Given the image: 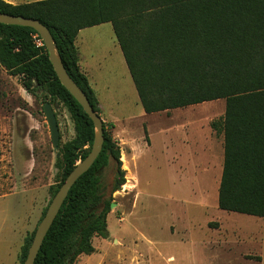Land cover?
Masks as SVG:
<instances>
[{
    "label": "trees",
    "instance_id": "16d2710c",
    "mask_svg": "<svg viewBox=\"0 0 264 264\" xmlns=\"http://www.w3.org/2000/svg\"><path fill=\"white\" fill-rule=\"evenodd\" d=\"M0 12L36 18L51 30L64 66L98 114L99 99L81 70L75 41L80 30L108 22L145 113L225 99L223 119L212 123L224 134L219 208L264 217V0H36L16 5L0 0ZM0 67L17 76L29 93L40 87L51 100H60L74 122L75 135L60 150L62 177L54 197L91 151L93 120L61 83L34 28L0 23ZM104 136L101 153L70 190L35 264H75L80 255L96 251V236H109L113 198L104 199L103 175L115 164L114 193L126 183V170L121 146L105 122ZM36 229L25 238L20 264Z\"/></svg>",
    "mask_w": 264,
    "mask_h": 264
},
{
    "label": "rangeland",
    "instance_id": "374dc122",
    "mask_svg": "<svg viewBox=\"0 0 264 264\" xmlns=\"http://www.w3.org/2000/svg\"><path fill=\"white\" fill-rule=\"evenodd\" d=\"M98 89L105 107L100 115L125 159L126 183L112 193L115 164L106 169L102 191L114 203L109 236H96V251L80 255L75 264H264V217L220 209L213 176L198 179L192 167L170 162L167 113H145L129 70L114 74L110 89ZM46 102L59 123L57 149ZM225 103L219 99L184 110L219 113L214 121H220ZM74 135V122L60 100H51L40 87L29 93L0 67V264H20L25 238L60 183L61 147ZM216 154L223 164V146Z\"/></svg>",
    "mask_w": 264,
    "mask_h": 264
},
{
    "label": "crops",
    "instance_id": "0c3cea01",
    "mask_svg": "<svg viewBox=\"0 0 264 264\" xmlns=\"http://www.w3.org/2000/svg\"><path fill=\"white\" fill-rule=\"evenodd\" d=\"M5 1L16 5L36 0ZM97 28L101 29L93 31ZM102 39L104 42L100 43L99 41ZM75 44L79 51L81 70L87 75L97 94L98 88L110 89L111 78L114 74L121 70L124 72L129 70L124 52L110 22L80 30ZM98 99L100 108L102 107L105 110L101 98ZM218 100L208 102L215 103ZM204 103L166 111L169 120L167 133L171 137L169 158L173 165L177 164L179 166L182 162L181 166L192 167L193 173L198 179L202 176H213L215 190H217V187H220L218 184L219 181L221 182L220 176H222L223 164L221 161L217 163L216 148L217 146H220V148L223 146L224 149V134L217 132L212 123L219 113L210 115L205 110H184L190 107H200ZM223 109L225 110V106H222L220 111ZM122 160H125L124 157H122Z\"/></svg>",
    "mask_w": 264,
    "mask_h": 264
},
{
    "label": "water",
    "instance_id": "95a60500",
    "mask_svg": "<svg viewBox=\"0 0 264 264\" xmlns=\"http://www.w3.org/2000/svg\"><path fill=\"white\" fill-rule=\"evenodd\" d=\"M0 23L29 26L34 28L39 33L44 41V44L47 47L50 61L52 62L61 83L83 106L84 110L88 113L95 125V138L91 151L84 159L80 160V162H78L74 169L69 173L63 184L60 186V188L52 198L44 217L37 226L34 239L29 248L27 258L24 262V264H35L44 239L47 236L51 226L53 225L57 215L59 214L66 198L68 197L70 190L77 182V180L90 169V167L94 164L95 160L102 151L103 143L105 141L104 120L101 115L95 111L85 91L68 73L61 57L58 54L51 30L44 23L36 18H28L22 15H13L4 12H0ZM44 112L47 123L49 125L53 146L57 149L59 147L61 137L59 123L56 113L49 102L45 103ZM113 206L114 203H112V207Z\"/></svg>",
    "mask_w": 264,
    "mask_h": 264
},
{
    "label": "built area",
    "instance_id": "2783aa9c",
    "mask_svg": "<svg viewBox=\"0 0 264 264\" xmlns=\"http://www.w3.org/2000/svg\"><path fill=\"white\" fill-rule=\"evenodd\" d=\"M37 44L42 45V41L40 39H37Z\"/></svg>",
    "mask_w": 264,
    "mask_h": 264
}]
</instances>
